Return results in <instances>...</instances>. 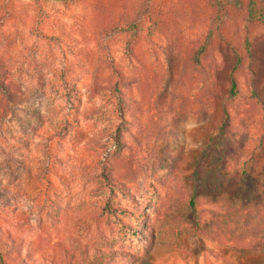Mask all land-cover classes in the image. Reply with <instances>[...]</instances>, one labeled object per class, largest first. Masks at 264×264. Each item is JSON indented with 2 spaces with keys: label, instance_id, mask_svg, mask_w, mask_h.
<instances>
[{
  "label": "rangeland",
  "instance_id": "obj_1",
  "mask_svg": "<svg viewBox=\"0 0 264 264\" xmlns=\"http://www.w3.org/2000/svg\"><path fill=\"white\" fill-rule=\"evenodd\" d=\"M159 2L172 11L169 26L153 36L144 31L130 40L131 47L128 34L105 38L99 51L89 37V11L81 4L0 0V62L22 94L0 119V232L19 244L28 264H49L74 248L127 251L131 264H264V249L219 245L172 221L185 209L176 198L177 178L192 184L190 158L201 159L211 128L193 108L203 94L208 105L209 94L225 88L234 57L216 37L209 2ZM5 4L11 13L6 18ZM224 30L237 50H245V40L250 45L234 72L238 96L227 103L228 143L234 150L239 143L254 147L264 132V110L250 96L254 88L264 99V24L247 21L233 8ZM209 31L213 37L208 42L207 35L198 65L192 56ZM114 65L123 68L129 80L125 98L136 109L116 153L106 141L114 121L109 90L96 86L92 95L87 90L94 69L102 79ZM65 80L74 87L73 105L64 100ZM106 150L109 172L125 182L134 201L119 193L99 195L93 176ZM154 152L156 169L145 163L131 176L128 156L143 162ZM203 165L200 177L206 178L209 164ZM248 174H235L224 184L226 191L246 196L253 180Z\"/></svg>",
  "mask_w": 264,
  "mask_h": 264
},
{
  "label": "trees",
  "instance_id": "obj_2",
  "mask_svg": "<svg viewBox=\"0 0 264 264\" xmlns=\"http://www.w3.org/2000/svg\"><path fill=\"white\" fill-rule=\"evenodd\" d=\"M57 1L64 6L78 3L83 8L88 9L89 37L99 51L105 48L103 43L105 38L117 34H128V43L130 40L135 42L144 31L145 35L153 36L156 29H164L170 25V18L173 15L170 8L160 3V0ZM231 1L208 0V3L205 0L204 2L205 5L208 3V7H206L209 8V12L211 11V25L218 30L216 37L228 47L227 52L233 55L234 62L229 69L225 88L218 89L217 95L212 96L210 93L211 100L208 105H206V95L203 94L202 98L198 100V105L193 108V110H197V114L203 120L208 119L211 128H209L208 136L200 147L201 159L197 161L190 158L193 162L192 171H190L192 184L185 186L184 182L177 178V175L171 176L173 180L177 178L179 182L176 187V198L185 206L183 212H177L172 216V221L177 228L186 224L185 229L190 228L199 237L207 238L219 245L239 250L264 249V132L258 137L259 144L254 147L248 148L247 145L239 143L237 149L234 150L228 143L229 135L232 134V127L228 126L230 121L227 117V103L232 102L238 96L239 87L234 72L241 66V52L246 50L245 52L248 54L250 45L245 40V50H237L235 45L232 46L224 30L227 20L232 16L233 8L242 10L247 21L264 24V0ZM4 12L6 13L5 18L11 14L6 4ZM0 22L1 26L3 21ZM207 35L209 42L213 37L212 31L206 34L203 44L192 56L198 65L199 56L203 55L206 49ZM219 45L217 52L223 56L219 51ZM127 46L131 47V41ZM127 54H129L128 49ZM109 65L111 64L109 63ZM108 69L109 72L102 79L97 74L98 69H94L87 90L91 95L96 86L100 89L109 90L114 121L110 123L111 128L106 141L111 142L112 151L116 153L124 146L122 135L124 130L128 128L129 116L134 117L133 114L136 109L129 106V100L125 98L124 91L129 80L123 68L114 65L109 66ZM9 78V69L4 66L2 61V63L0 62V119L8 116L22 95L18 88H13V83ZM251 90L250 96L264 110V99L261 94L257 93L254 88ZM75 98L74 87H71L68 80H65L64 100L66 104L73 105ZM201 101L205 103V106H200ZM146 138L150 139L151 136L147 134ZM260 145H262V149L260 147L259 150H256ZM154 154L155 152L150 154L143 162L142 159L128 156V162L132 163L131 161H133L134 163V167L129 168L130 175L134 176L138 168L143 170L145 163L150 168L156 169L153 162ZM101 158L97 161V172L93 176V182L100 193L99 195L103 197L105 193H108V196L110 192L119 193L123 198L127 200L132 198L134 201L135 195H131L126 189L125 182L116 181L112 173L109 172V150H106V154L104 153ZM205 162L209 164L206 178L200 177L202 175L200 170ZM238 172H249L248 175L253 178L252 185L249 188L244 187L246 196L242 194V190L240 194L237 193L236 195L229 193L224 188V184H229ZM127 173L129 172L127 171ZM244 179L243 177L242 180ZM108 196L105 197L104 202V207L107 209L110 206ZM110 209L121 214H128L131 217L134 214L132 210L126 208L111 206ZM66 252L62 259L53 257L49 264H131L133 259L127 251L112 248L95 249L92 253H89L87 249L74 248L67 249ZM0 264H28L27 257L19 251V244L8 233L3 236L2 232H0Z\"/></svg>",
  "mask_w": 264,
  "mask_h": 264
}]
</instances>
